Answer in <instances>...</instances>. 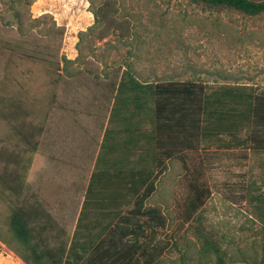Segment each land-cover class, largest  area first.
I'll return each mask as SVG.
<instances>
[{
    "label": "rangeland",
    "instance_id": "obj_1",
    "mask_svg": "<svg viewBox=\"0 0 264 264\" xmlns=\"http://www.w3.org/2000/svg\"><path fill=\"white\" fill-rule=\"evenodd\" d=\"M117 3L129 15L117 17L123 29L103 41H81L80 33L94 24L89 0H32L22 11V30L8 9L11 4L0 0V195L11 175L21 179L26 174V187L35 186L34 166L29 175L20 168V161L32 155V144L28 145L35 135L30 134L42 127L43 152L38 154L46 160L50 111L72 114L74 102L84 103V97L71 92L84 91L79 89L89 86L85 81L104 71L111 81L132 68L139 79L153 83L193 81L212 88L240 84L264 91V14L249 17L192 0ZM30 17L41 23L32 27ZM36 44L46 59H53L46 53H56V59L62 55L78 59L67 67L71 73L78 70L77 77L69 79L65 72L55 83V69L36 55L28 56ZM68 79L78 84L68 86ZM60 82L55 90L53 84ZM165 165L146 202L160 205L167 218L162 230L166 250L156 264H214L216 255L209 243L221 249L226 264H264V150L200 146ZM192 175L205 183L210 194L204 206L189 215ZM10 182L19 188L17 181ZM7 214V205L0 201V223ZM12 257L0 242V264H18Z\"/></svg>",
    "mask_w": 264,
    "mask_h": 264
},
{
    "label": "trees",
    "instance_id": "obj_2",
    "mask_svg": "<svg viewBox=\"0 0 264 264\" xmlns=\"http://www.w3.org/2000/svg\"><path fill=\"white\" fill-rule=\"evenodd\" d=\"M1 1L11 4L8 9L13 12V20L22 30L25 19L22 11L32 5V0ZM192 1L215 10H234L249 17L264 14V0ZM89 2L94 24L80 33L81 41L84 38L103 41L123 29L117 17L126 18L129 15L122 13L117 0ZM29 20L32 27L41 23L32 17ZM5 25H11V22ZM58 28L54 27L55 30ZM32 52L28 56L36 55L37 60L47 62L55 69L58 77L54 81L60 80L68 65L74 64L64 55L56 59V53H46L54 60L41 57L45 53L40 44H36ZM87 72L92 74L91 71ZM140 80L132 68L114 79L116 104L124 106L129 101L145 104L146 93L148 100L152 98L155 131L158 133V151L154 157L158 172L155 173V167L139 171V195L134 207L117 219L114 225L108 226L109 230L87 231L83 222H79L72 237L53 241L51 237L34 235V215L27 213L21 199L26 174L21 179L16 174L11 175L10 181H17L19 188L10 181L8 183V180L3 185L0 201L7 205L8 214L0 223V242L24 264H156L166 250L162 230L166 229L167 218L160 205L148 206L146 202L155 192L154 180L164 172L165 161L182 158L187 151L197 150L200 146H217L219 149L247 146L255 151L264 150V91L240 84H223L212 88L206 83L193 81L168 80L145 85ZM24 158L28 163L20 161L21 170L31 166L32 155L28 160ZM190 179L193 196L189 199L187 213L193 215L204 206L210 191L194 175ZM142 186H145L143 192ZM209 249L216 255L214 264H226L220 248L209 243Z\"/></svg>",
    "mask_w": 264,
    "mask_h": 264
},
{
    "label": "crops",
    "instance_id": "obj_3",
    "mask_svg": "<svg viewBox=\"0 0 264 264\" xmlns=\"http://www.w3.org/2000/svg\"><path fill=\"white\" fill-rule=\"evenodd\" d=\"M66 73L69 79H75L79 71ZM106 75L104 71L85 81L89 86L79 89L84 91L71 92L76 98L84 97V103L80 99L74 102L72 114L50 111L46 160L45 155L38 154L43 152L39 149L42 127L30 134L35 135L28 145L32 144L29 169L32 165L35 168V186L31 189L25 185L21 199L27 213L34 215V235L51 237L52 241L72 237L79 222L87 231L109 230L108 226L134 207L139 195V171L154 167L158 133L152 98L148 100L146 93L145 104L129 101L117 105L116 87ZM69 79L68 86L78 84ZM140 81L153 83L149 79ZM61 83L53 84L55 90ZM69 93L66 88L65 94ZM29 169L23 171L29 175ZM144 190L142 186L141 192ZM12 259L24 264L20 258Z\"/></svg>",
    "mask_w": 264,
    "mask_h": 264
}]
</instances>
